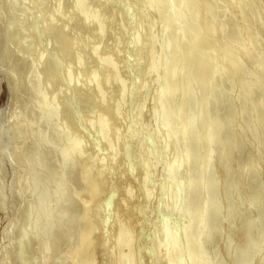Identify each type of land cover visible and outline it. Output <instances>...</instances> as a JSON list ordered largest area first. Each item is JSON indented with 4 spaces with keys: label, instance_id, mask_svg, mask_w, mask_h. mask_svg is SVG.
<instances>
[{
    "label": "bare ground",
    "instance_id": "1",
    "mask_svg": "<svg viewBox=\"0 0 264 264\" xmlns=\"http://www.w3.org/2000/svg\"><path fill=\"white\" fill-rule=\"evenodd\" d=\"M4 86L0 264H264V0H0Z\"/></svg>",
    "mask_w": 264,
    "mask_h": 264
},
{
    "label": "rangeland",
    "instance_id": "2",
    "mask_svg": "<svg viewBox=\"0 0 264 264\" xmlns=\"http://www.w3.org/2000/svg\"><path fill=\"white\" fill-rule=\"evenodd\" d=\"M0 98H1L0 99V101H1L0 104H4L6 102V99H7V87L6 86L3 87V90L1 92V97Z\"/></svg>",
    "mask_w": 264,
    "mask_h": 264
}]
</instances>
